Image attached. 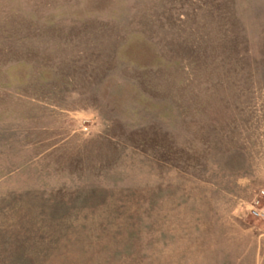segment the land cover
<instances>
[{
	"label": "rangeland",
	"instance_id": "obj_1",
	"mask_svg": "<svg viewBox=\"0 0 264 264\" xmlns=\"http://www.w3.org/2000/svg\"><path fill=\"white\" fill-rule=\"evenodd\" d=\"M264 0H0V264H264Z\"/></svg>",
	"mask_w": 264,
	"mask_h": 264
},
{
	"label": "built area",
	"instance_id": "obj_2",
	"mask_svg": "<svg viewBox=\"0 0 264 264\" xmlns=\"http://www.w3.org/2000/svg\"><path fill=\"white\" fill-rule=\"evenodd\" d=\"M264 201V191H261L260 194L258 195V200H256L254 203L255 205L251 207V210L254 211V213L256 215H258V213L256 212V208H257V205L256 204H261L262 202Z\"/></svg>",
	"mask_w": 264,
	"mask_h": 264
},
{
	"label": "crops",
	"instance_id": "obj_3",
	"mask_svg": "<svg viewBox=\"0 0 264 264\" xmlns=\"http://www.w3.org/2000/svg\"><path fill=\"white\" fill-rule=\"evenodd\" d=\"M259 252H260V250H259ZM259 252H258V254H257V257H258V259H257V260H258V261H257V263H256V264H263V263H262V258H263V256H262V254H261V253H259Z\"/></svg>",
	"mask_w": 264,
	"mask_h": 264
}]
</instances>
